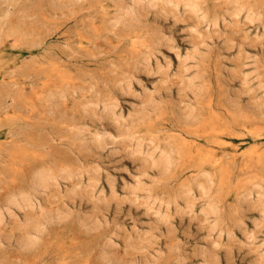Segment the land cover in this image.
<instances>
[{"label":"rangeland","instance_id":"374dc122","mask_svg":"<svg viewBox=\"0 0 264 264\" xmlns=\"http://www.w3.org/2000/svg\"><path fill=\"white\" fill-rule=\"evenodd\" d=\"M189 1L0 0V264H264V0Z\"/></svg>","mask_w":264,"mask_h":264},{"label":"bare ground","instance_id":"6f19581e","mask_svg":"<svg viewBox=\"0 0 264 264\" xmlns=\"http://www.w3.org/2000/svg\"><path fill=\"white\" fill-rule=\"evenodd\" d=\"M149 1L151 3L147 5L146 2L144 4H140L139 0H134V2L132 0V2H133L132 4L126 3V0H116V2L119 3V6H118L119 12H118L117 16H115V18L112 22L116 25L122 24V23H128L131 25L140 26L143 22H145L147 20V12L149 10H152L153 8L158 7L159 3L165 5V4L173 2V0H149ZM188 5L190 7H193V8L198 7V3L194 2L192 0L189 1ZM161 10H164V8H161ZM0 33H4V26L3 25L0 26ZM8 33H9L8 34L9 37H17L18 36V32L15 29H10L8 31ZM155 105H153L152 103H150L147 106L145 105L143 107L142 111H139L137 114H135L133 116V124L135 125L137 123L142 122L144 119H146L147 116L149 115L150 111H155V109H156ZM110 115L111 114L108 113L106 118L107 119L111 118ZM111 121L114 125L119 124L118 119L112 118ZM117 131H119V128L117 129ZM107 133H110V132H107ZM107 133H102L101 135H97V137L95 138V141L99 147H104L107 144H109V142H113L111 139L108 138L109 134H107ZM118 135H121L120 131L118 132ZM133 135H134V132H133ZM171 165H172V160H168L167 163H164L163 165H161L160 170L158 171L159 174H163V172L168 171L169 168L171 167ZM56 178H57V176L55 174H53L52 171L43 170L39 174L37 180L35 181L36 185L34 187V190H32L30 192H26V193H21L17 197H14L10 201V205L12 207L18 208L22 204H29L30 201L37 199L39 197V193L47 186L48 181L54 180ZM133 190L134 191H131L133 194H138L139 192L144 191L145 187L143 186L142 183H138L136 189H133ZM212 207H214V206L212 205ZM96 225H97V222L94 223V226H96ZM38 233L39 232H36L35 237L37 236ZM35 239L36 238L28 239L25 242L31 243V241H34ZM143 239H145V238H143V237L140 238V240H143ZM205 254H207L209 256L210 255L213 256V255H215V251H213L211 253L205 252ZM111 259L113 260V257H111ZM263 259H264V257H263ZM142 262H144V261H142Z\"/></svg>","mask_w":264,"mask_h":264}]
</instances>
